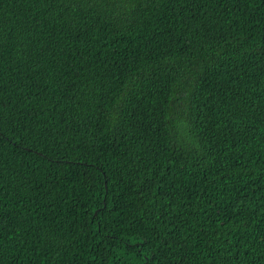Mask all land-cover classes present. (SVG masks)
<instances>
[{
    "label": "trees",
    "instance_id": "obj_1",
    "mask_svg": "<svg viewBox=\"0 0 264 264\" xmlns=\"http://www.w3.org/2000/svg\"><path fill=\"white\" fill-rule=\"evenodd\" d=\"M0 264H264V0H0Z\"/></svg>",
    "mask_w": 264,
    "mask_h": 264
}]
</instances>
